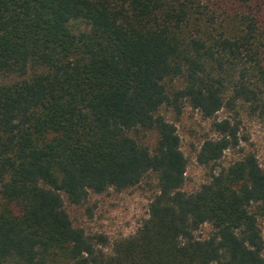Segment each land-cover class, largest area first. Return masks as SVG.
<instances>
[{"label": "trees", "instance_id": "16d2710c", "mask_svg": "<svg viewBox=\"0 0 264 264\" xmlns=\"http://www.w3.org/2000/svg\"><path fill=\"white\" fill-rule=\"evenodd\" d=\"M0 81V264H264V165L246 153L186 192L160 114L241 106L264 126V0H0ZM214 128L201 165L239 145L233 121ZM152 173L134 236L74 226L63 195L82 204Z\"/></svg>", "mask_w": 264, "mask_h": 264}, {"label": "rangeland", "instance_id": "374dc122", "mask_svg": "<svg viewBox=\"0 0 264 264\" xmlns=\"http://www.w3.org/2000/svg\"><path fill=\"white\" fill-rule=\"evenodd\" d=\"M160 110V114L176 126L181 139V150L187 160L184 191H197L209 181L215 171L228 166L246 153L256 155L259 162L264 165V126L247 108L240 106L236 111L223 109L211 118L204 116L189 102H184L180 114L168 107ZM223 119H230L237 124L239 145L226 151L218 163L201 165L197 156L207 140H217L220 137L215 131L214 124ZM137 138L150 147H154L157 140L155 133L142 132ZM157 194V175L152 173L139 185L126 190L110 189L102 194L91 193L88 200L82 204H73L66 195L63 197L65 208L76 228L82 229L90 237L103 236L112 244L116 240L134 236L148 219L150 204ZM260 225L264 236V219H261ZM210 232L211 227L205 225L197 236L204 238ZM107 250L111 252V247Z\"/></svg>", "mask_w": 264, "mask_h": 264}]
</instances>
